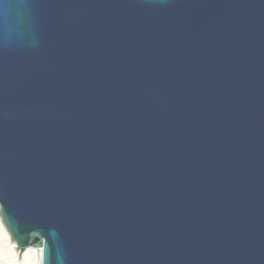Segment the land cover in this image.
Returning a JSON list of instances; mask_svg holds the SVG:
<instances>
[{"label": "water", "instance_id": "water-1", "mask_svg": "<svg viewBox=\"0 0 264 264\" xmlns=\"http://www.w3.org/2000/svg\"><path fill=\"white\" fill-rule=\"evenodd\" d=\"M0 214L42 264H264V0H0Z\"/></svg>", "mask_w": 264, "mask_h": 264}, {"label": "bare ground", "instance_id": "bare-ground-1", "mask_svg": "<svg viewBox=\"0 0 264 264\" xmlns=\"http://www.w3.org/2000/svg\"><path fill=\"white\" fill-rule=\"evenodd\" d=\"M0 264H42V250L29 247L21 252L0 214Z\"/></svg>", "mask_w": 264, "mask_h": 264}]
</instances>
